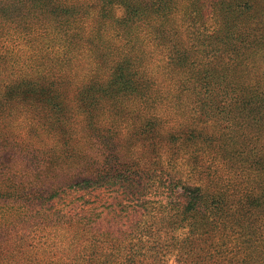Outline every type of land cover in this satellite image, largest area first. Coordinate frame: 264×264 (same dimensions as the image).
I'll list each match as a JSON object with an SVG mask.
<instances>
[{"label":"trees","instance_id":"trees-1","mask_svg":"<svg viewBox=\"0 0 264 264\" xmlns=\"http://www.w3.org/2000/svg\"><path fill=\"white\" fill-rule=\"evenodd\" d=\"M16 35L48 39L47 65L18 56L8 45ZM141 36L164 53L172 83L161 95ZM83 57L91 72L74 83ZM73 86L92 93L75 111L97 134L101 161L73 154L75 117L63 114ZM166 99L190 107L192 151L176 144L178 131L161 132L153 109ZM169 138L176 147L162 150ZM205 155V176L177 167ZM66 188L102 190L81 197L88 245L41 260L31 236L6 231L17 222L3 210L0 264H264V0H0V203L22 213ZM99 208L126 228L95 226Z\"/></svg>","mask_w":264,"mask_h":264},{"label":"rangeland","instance_id":"rangeland-1","mask_svg":"<svg viewBox=\"0 0 264 264\" xmlns=\"http://www.w3.org/2000/svg\"><path fill=\"white\" fill-rule=\"evenodd\" d=\"M8 45L12 47L15 43L18 44L17 49L20 52L16 53L20 57L32 56L34 58L44 57L45 66L47 65V57L50 54L43 55L46 50L43 47L44 44H49L48 39L42 40L37 36L33 37L32 42L23 41L24 39L17 38L16 36H12L8 39ZM142 48L145 50L146 54L144 56L145 65L148 67V71L150 75L154 74L156 78H158L157 83L160 84L158 87L160 95L165 91L164 88H168V85H171V79L166 74L165 68L163 67L160 61H164V53L161 48H158L153 42L147 39L144 36L139 37ZM32 43V44H31ZM89 56L88 54L84 53ZM58 56V55H57ZM90 57V56H89ZM93 63H91V59L83 57L81 60H76L72 62L71 70L69 73L74 74V83L81 82V79L91 72V68ZM68 72V71H67ZM79 89L75 86L67 89L68 101L64 108V115L74 113L75 124H70V129L68 130V134H70L74 139V144L76 146V151H74V155H77L76 160H81L84 162L86 159L98 160L101 161L104 158L103 149H100V145L94 144L92 141L98 139L97 134L92 133L87 127L83 117H80L75 111L76 107H87L89 103V97L92 95L90 91H85L82 96H79ZM173 99V98H172ZM158 101L153 109V112L158 114L163 119V128L161 132L163 134H169L170 132L176 133L178 131L179 140L177 141V145H183L186 151H192L194 149L193 143L195 139L193 137L187 136L184 132L186 127L192 123V117L186 112V109L190 107L183 101L182 109L178 106L171 105L165 101ZM174 102V101H173ZM175 104V103H174ZM187 107V108H186ZM72 116V115H70ZM25 129V128H24ZM183 131V132H182ZM25 134V133H24ZM124 135V133L122 134ZM144 136V134H142ZM45 143H55L56 137L48 134V136H44ZM139 140V139H138ZM135 140L134 150L140 152L144 150L145 146H143V140ZM92 142V143H90ZM169 147H176L173 145V142L170 140L165 141L163 145V149ZM165 152H168L166 150ZM177 162V161H176ZM193 162V161H192ZM210 159L208 156L198 158L194 163H188L186 161L177 162V167L185 175L187 171L191 169V167L195 168V174L198 173L206 175L205 172L209 171ZM70 166H79V165H70ZM221 168V167H218ZM72 170V173L76 172L77 169H69ZM71 173V171H69ZM196 177H193L195 179ZM97 192L92 193L90 197L87 195L85 191H75L73 188H66L65 192L62 193L59 197L50 200L47 204L42 207H34L32 209L26 210L24 208L22 213H19L17 208L14 209H4L2 208V204L0 203V214L1 211L5 210L3 213V218L7 221L16 220V227L8 228L6 231L10 234L12 238L15 237L17 233H24L32 237L28 241L31 242V245H35L33 249L40 250L38 253V258L44 261L47 260H67L70 258V254H73L78 249L85 247L88 245L89 241L85 240L84 234L82 233V227L77 222V217L80 214H83V210L90 207V205H84V199H95L97 196ZM104 198L110 201L111 194L106 193ZM2 209V210H1ZM91 210V209H88ZM100 217L93 223L95 226H102V228H113L114 230L119 228H126V218L118 222L117 225H112L109 223L108 219L110 215H108L107 209H96ZM45 215H47L45 217ZM62 219L60 222L59 220ZM71 220V222H69ZM22 221L21 223L18 222ZM19 223V224H18ZM117 226V227H116ZM22 227V229H20ZM82 233V234H81ZM169 264H176L175 260L171 258L169 260Z\"/></svg>","mask_w":264,"mask_h":264}]
</instances>
